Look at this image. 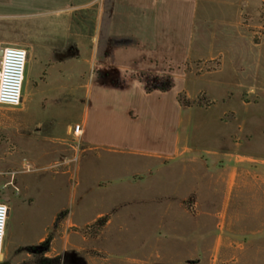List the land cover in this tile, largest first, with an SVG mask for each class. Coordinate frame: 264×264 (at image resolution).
Here are the masks:
<instances>
[{
  "label": "crops",
  "instance_id": "1",
  "mask_svg": "<svg viewBox=\"0 0 264 264\" xmlns=\"http://www.w3.org/2000/svg\"><path fill=\"white\" fill-rule=\"evenodd\" d=\"M219 3V26L232 30L219 43L217 56L195 49L199 0H0V51L18 47L29 53L21 106L28 115L45 109L50 94L53 106L84 108L82 133L75 134L76 123L63 140H82L91 154L102 148L146 154L163 171L180 159L197 165L192 169L201 172V181L179 203L219 206L224 187L230 193L239 180L246 184L242 165L251 162V149L264 139V0ZM203 10L207 18L210 12ZM215 60L218 70L200 69L196 75L195 62ZM165 82L166 91L157 88ZM110 106L117 112L105 115ZM216 107L219 146L206 153V160L182 159L189 149L180 147L175 128L193 111ZM17 161L10 158L9 165ZM152 171L149 167L144 176ZM18 190L23 212L18 228L9 229L11 251L0 264H64L57 226L63 209L33 226L25 206L35 203H27L23 186Z\"/></svg>",
  "mask_w": 264,
  "mask_h": 264
},
{
  "label": "rangeland",
  "instance_id": "2",
  "mask_svg": "<svg viewBox=\"0 0 264 264\" xmlns=\"http://www.w3.org/2000/svg\"><path fill=\"white\" fill-rule=\"evenodd\" d=\"M219 4L199 0L194 36L198 53L219 55V43L231 34L232 29L219 26ZM201 63H194L196 75L200 69H219V60ZM188 68L192 70L190 64ZM163 85L169 84L158 86ZM53 102L50 94L46 108L32 116L23 107H0V202L10 208L5 255L11 251L9 229L18 228L23 212L18 206L23 186L27 203H35L25 206L33 226L63 209L57 226L64 264H264V139L251 149V162L242 165L248 171L246 184L239 180L230 193L224 187L219 206L179 203L201 181V172L192 169L197 165L181 164L180 159L163 171L146 154L105 148L91 154L82 140L62 139L69 126L82 124L84 108ZM104 112L115 114L117 109L110 106ZM218 116L219 107L184 116L186 123L175 128L180 147L189 149L182 159L210 158L206 153L219 146ZM15 157L16 165H9ZM23 160L32 164L20 167ZM149 167L153 171L144 176Z\"/></svg>",
  "mask_w": 264,
  "mask_h": 264
},
{
  "label": "built area",
  "instance_id": "3",
  "mask_svg": "<svg viewBox=\"0 0 264 264\" xmlns=\"http://www.w3.org/2000/svg\"><path fill=\"white\" fill-rule=\"evenodd\" d=\"M29 53L18 47L4 49L0 61V105L9 108H18L23 104L26 66ZM83 131L81 125L74 127L76 135ZM10 208L0 202V262L4 258V246Z\"/></svg>",
  "mask_w": 264,
  "mask_h": 264
},
{
  "label": "trees",
  "instance_id": "4",
  "mask_svg": "<svg viewBox=\"0 0 264 264\" xmlns=\"http://www.w3.org/2000/svg\"><path fill=\"white\" fill-rule=\"evenodd\" d=\"M170 87V85H168V86H157V88H159L160 90H162V91H166L168 88ZM154 89V87H148L147 88V91H152ZM180 101L182 102V99H180ZM61 215H62V212H60L59 214H58V217H57V222H58V220L60 219V217H61ZM49 241H50V239L49 240H47V241H45L44 243H42L39 247H44V246H46L48 243H49Z\"/></svg>",
  "mask_w": 264,
  "mask_h": 264
},
{
  "label": "water",
  "instance_id": "5",
  "mask_svg": "<svg viewBox=\"0 0 264 264\" xmlns=\"http://www.w3.org/2000/svg\"><path fill=\"white\" fill-rule=\"evenodd\" d=\"M3 55V50L0 51V57Z\"/></svg>",
  "mask_w": 264,
  "mask_h": 264
}]
</instances>
